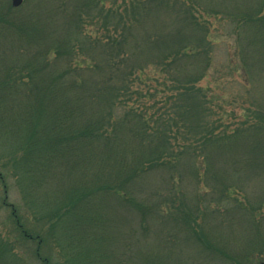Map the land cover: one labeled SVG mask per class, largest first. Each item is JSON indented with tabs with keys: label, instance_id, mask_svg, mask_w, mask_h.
Segmentation results:
<instances>
[{
	"label": "trees",
	"instance_id": "obj_1",
	"mask_svg": "<svg viewBox=\"0 0 264 264\" xmlns=\"http://www.w3.org/2000/svg\"><path fill=\"white\" fill-rule=\"evenodd\" d=\"M180 258L264 261V0H0V264Z\"/></svg>",
	"mask_w": 264,
	"mask_h": 264
},
{
	"label": "rangeland",
	"instance_id": "obj_2",
	"mask_svg": "<svg viewBox=\"0 0 264 264\" xmlns=\"http://www.w3.org/2000/svg\"><path fill=\"white\" fill-rule=\"evenodd\" d=\"M24 2V0H23ZM230 21L227 20L224 22L223 27H220L218 31L214 33V36L216 38V43L214 44L215 50V65L216 67H220L222 65L229 64L230 61L235 57L233 56L234 48H238L239 39L237 37V34L235 32H232L233 34L226 33L225 30H229V28H233L230 25ZM238 42V43H237ZM261 43H259V46L257 48H263ZM232 89L235 91H239L242 89L240 82L237 80L233 83ZM235 242L238 243V237L234 239ZM182 260V258H180ZM181 264H187L186 260L180 261ZM190 264V263H189ZM219 264H222L221 262Z\"/></svg>",
	"mask_w": 264,
	"mask_h": 264
},
{
	"label": "water",
	"instance_id": "obj_3",
	"mask_svg": "<svg viewBox=\"0 0 264 264\" xmlns=\"http://www.w3.org/2000/svg\"><path fill=\"white\" fill-rule=\"evenodd\" d=\"M12 4L14 7H19L23 4V0H12ZM255 264H264V261H260Z\"/></svg>",
	"mask_w": 264,
	"mask_h": 264
}]
</instances>
